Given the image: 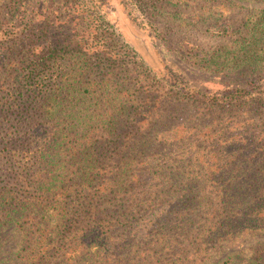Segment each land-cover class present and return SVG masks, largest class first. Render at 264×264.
<instances>
[{"label": "trees", "instance_id": "obj_1", "mask_svg": "<svg viewBox=\"0 0 264 264\" xmlns=\"http://www.w3.org/2000/svg\"><path fill=\"white\" fill-rule=\"evenodd\" d=\"M246 21L202 58L233 73L232 88L174 92L166 109L125 98L98 128L90 106L120 87L112 51L42 45L32 20L0 28V264L13 227L17 264H264V244L249 259L241 247L264 237V13Z\"/></svg>", "mask_w": 264, "mask_h": 264}, {"label": "rangeland", "instance_id": "obj_2", "mask_svg": "<svg viewBox=\"0 0 264 264\" xmlns=\"http://www.w3.org/2000/svg\"><path fill=\"white\" fill-rule=\"evenodd\" d=\"M261 13L264 0H0V28L19 31L32 20L31 25L39 24L48 31L42 45L75 39L93 45L91 55L96 52L104 56L112 51L115 57L110 62L118 60L120 71L106 68L107 79L111 83L118 77L116 83L120 87H105L107 96L101 94L95 106H90V124L98 128L108 120L109 110L125 98L150 101L147 104L136 101L135 107L142 104L156 108L159 104V109H166L174 92L190 94L196 88L216 93L222 92L225 85L232 88L234 74L221 69L214 71V66L208 71L202 58L222 47H231L234 38L229 33L243 28L248 17L256 18ZM258 25L251 21L252 28ZM220 29L227 34L220 33ZM259 73L264 77V68ZM174 78L180 82L176 88L171 85ZM141 79L146 80L142 87L138 84ZM125 82L131 85V97L124 95ZM99 88L93 87L91 91L99 94L103 91H98ZM2 91L0 97L4 96ZM185 118L181 122L186 123ZM4 164L0 162V181L7 182ZM5 239L4 250L9 252L10 264L19 263L21 255L17 252L25 245L21 231L13 227ZM243 244L242 257L249 259L250 251L264 244V237Z\"/></svg>", "mask_w": 264, "mask_h": 264}]
</instances>
